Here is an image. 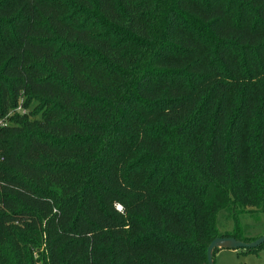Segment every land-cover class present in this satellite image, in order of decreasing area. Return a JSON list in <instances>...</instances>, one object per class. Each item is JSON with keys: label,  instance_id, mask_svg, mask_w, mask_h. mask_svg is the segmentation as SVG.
I'll list each match as a JSON object with an SVG mask.
<instances>
[{"label": "trees", "instance_id": "1", "mask_svg": "<svg viewBox=\"0 0 264 264\" xmlns=\"http://www.w3.org/2000/svg\"><path fill=\"white\" fill-rule=\"evenodd\" d=\"M0 118V264H208L259 238L264 0H0Z\"/></svg>", "mask_w": 264, "mask_h": 264}, {"label": "rangeland", "instance_id": "2", "mask_svg": "<svg viewBox=\"0 0 264 264\" xmlns=\"http://www.w3.org/2000/svg\"><path fill=\"white\" fill-rule=\"evenodd\" d=\"M219 229L221 232H231L233 222L224 220L219 217ZM242 225L248 224L250 227L247 229V235L253 237H260L264 235V214L258 213L255 216L243 217ZM218 252V251H217ZM222 253H215L213 257L214 264H264V248L259 249L257 252H247L245 249H237L236 253L224 250ZM39 254L35 255L37 259Z\"/></svg>", "mask_w": 264, "mask_h": 264}, {"label": "water", "instance_id": "3", "mask_svg": "<svg viewBox=\"0 0 264 264\" xmlns=\"http://www.w3.org/2000/svg\"><path fill=\"white\" fill-rule=\"evenodd\" d=\"M221 242H229L230 243V247L232 248H248V247H255L258 245H261L262 243H264V235L260 236L259 238H257L255 241L253 242H243V241H238L235 238H216L215 240H213L210 245L207 248V255H208V264H214L213 263V251L216 247L221 246L222 244H220Z\"/></svg>", "mask_w": 264, "mask_h": 264}, {"label": "crops", "instance_id": "4", "mask_svg": "<svg viewBox=\"0 0 264 264\" xmlns=\"http://www.w3.org/2000/svg\"><path fill=\"white\" fill-rule=\"evenodd\" d=\"M229 245H230L229 242L228 243L225 242V244H222L221 246H219V248H221V249H219L218 252H216V253L217 254L222 253L221 251H224V250L232 251L230 253H236L237 249H234V248L230 247Z\"/></svg>", "mask_w": 264, "mask_h": 264}, {"label": "built area", "instance_id": "5", "mask_svg": "<svg viewBox=\"0 0 264 264\" xmlns=\"http://www.w3.org/2000/svg\"><path fill=\"white\" fill-rule=\"evenodd\" d=\"M15 110L19 111L21 113H25L26 112V110L21 105L18 106ZM12 112H14V111H12ZM5 124H6V122L4 121V119L0 118V127L4 126Z\"/></svg>", "mask_w": 264, "mask_h": 264}, {"label": "bare ground", "instance_id": "6", "mask_svg": "<svg viewBox=\"0 0 264 264\" xmlns=\"http://www.w3.org/2000/svg\"><path fill=\"white\" fill-rule=\"evenodd\" d=\"M220 244H225V242H221Z\"/></svg>", "mask_w": 264, "mask_h": 264}]
</instances>
